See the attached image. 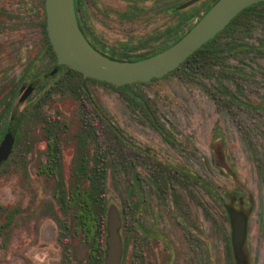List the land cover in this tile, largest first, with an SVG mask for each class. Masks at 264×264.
<instances>
[{
  "label": "rangeland",
  "instance_id": "obj_1",
  "mask_svg": "<svg viewBox=\"0 0 264 264\" xmlns=\"http://www.w3.org/2000/svg\"><path fill=\"white\" fill-rule=\"evenodd\" d=\"M153 1L136 0V16L121 15L118 21L116 13L129 10L134 0H87L92 33L108 45L105 51L113 58L144 56L177 33L169 31L178 22L171 8L186 0H164V18L141 13ZM204 1L210 0L191 6ZM259 8L264 10V4L219 35L215 62L197 70L186 65L135 85L136 93L152 102L168 135L151 125L131 94L100 80L87 81L92 100L83 106L73 95L57 93L41 107L60 120L61 168L54 174L49 172L53 166L46 172L39 168L47 161L41 122L23 123L20 140L0 167V264H93L89 242L75 230L54 193L59 172L68 195L88 186V179L75 185V171L81 153L93 164L97 147L110 161L107 217L111 207L118 211L120 264H164V259L168 264H209L213 254L217 264L229 263L227 207L246 214L243 249L251 263L263 264L264 13ZM43 10L40 0H0V141L10 117L4 116L8 101L13 100L20 115L37 101L38 85H50L45 79L27 95L21 88L28 83L25 75L32 61L37 71L47 73L53 66L42 48ZM106 18L109 30L102 22ZM162 29L164 41L139 46ZM238 42L244 48L233 49ZM82 115L97 130L86 144ZM63 221L71 224L69 230Z\"/></svg>",
  "mask_w": 264,
  "mask_h": 264
},
{
  "label": "trees",
  "instance_id": "obj_2",
  "mask_svg": "<svg viewBox=\"0 0 264 264\" xmlns=\"http://www.w3.org/2000/svg\"><path fill=\"white\" fill-rule=\"evenodd\" d=\"M41 5L43 7L44 18L41 23L42 29L44 32V41L42 48L45 53L49 56L51 62H53V66L48 69V72L44 70L37 71L36 64L32 61L28 67L26 72L25 81L31 83L33 81H37V83H42L45 79L50 81V85L41 84L38 85V93H37V101L32 104H29L26 110L22 113L20 118V123L16 130V141L20 140L21 136V125L27 122L29 119H34L41 122L44 136L47 141V161L41 163L40 170L46 172L48 168L51 167L50 174H54L53 170L57 168H61V143L59 139L58 126H59V116L53 115L51 113H45L42 111V105L48 102L54 94L57 93H67L76 97L83 105L92 100L90 95V90L87 85V81L94 80L99 81L93 78H85L83 74L71 67L66 65H58L57 56L51 42L48 37L47 28H46V15H45V6L44 0H40ZM264 4L263 2H259L253 4L244 10H242L221 32H219L213 39L209 40L207 43L202 45L198 50H196L191 56H189L183 63L180 64L175 70L188 65L191 70H197L201 65L208 63L212 60L215 62L218 58L219 51L217 50L218 44L215 43L219 35L226 31L231 25H233L241 15L246 14L248 12L253 13L258 12L257 7ZM212 4L208 6L211 7ZM261 13H264V10L259 8ZM192 14L185 12V20L192 19ZM201 17V16H200ZM199 17V18H200ZM198 18V19H199ZM185 22V23H186ZM194 24H192L193 26ZM190 26V27H192ZM190 27L188 29H190ZM187 32V30H186ZM185 32V33H186ZM183 35H180L178 39H180ZM177 39V40H178ZM176 40V41H177ZM237 42V41H234ZM245 45L238 42L233 49H242ZM113 58V57H112ZM38 61L41 60V54L37 58ZM138 58L128 59V60H137ZM123 60V59H120ZM65 69V70H64ZM64 71V72H62ZM45 72V74H42ZM157 79L153 78L152 80ZM103 83L110 84L111 86L118 87L123 89L127 94H131L132 98L135 102H137L145 112V116L150 121L151 125L158 130L162 135H168L165 132L164 126L158 120L156 112L153 108V104L151 101L144 98L142 95L136 93L134 90L135 85L144 84V82H134L130 84H125L122 86H116L108 82L100 81ZM17 91L15 90V94ZM15 96V95H14ZM12 96V97H14ZM11 100L8 101L7 104V115L11 113ZM6 115V116H7ZM82 129L81 135L84 139L83 143L86 144V140H93L96 138L97 130L95 126L90 122L87 117L82 115ZM110 124V123H108ZM111 130L115 132L117 136L120 137V134L117 132L118 128L110 126ZM11 153V152H10ZM10 154L6 156L5 160L9 158ZM89 157L86 153H81L79 158V166L75 171L76 184L78 185V180L84 181L88 179V186L83 189L78 187L72 190V193L68 195L65 189V179L62 172L57 174L56 180V189L54 195L60 205V208L63 210L65 214L71 215V220L74 224L76 231H82L89 242L91 248L95 249L100 253L104 249H106L105 238L107 235V189H106V180H107V171L109 168V158L107 157V153L105 151H100L99 147H97L96 152L93 156V164L90 165ZM5 160L0 164V167L4 164ZM53 164V165H51ZM182 171H189L185 168L181 169ZM187 174V172H186ZM199 179L201 183L207 186L210 189L207 181L203 180L199 175H193ZM230 193L226 192V195ZM232 195L236 196V192H231ZM216 198L220 201L223 200L222 196L216 195ZM227 207V206H226ZM228 210V207L226 208ZM227 217H230L227 211ZM64 229L69 230L71 224L64 222ZM231 233V225L229 229ZM64 232V230H63ZM62 232V234H63ZM65 233V232H64ZM66 240V239H65ZM230 248L232 247L230 240ZM97 255V254H96Z\"/></svg>",
  "mask_w": 264,
  "mask_h": 264
},
{
  "label": "water",
  "instance_id": "obj_3",
  "mask_svg": "<svg viewBox=\"0 0 264 264\" xmlns=\"http://www.w3.org/2000/svg\"><path fill=\"white\" fill-rule=\"evenodd\" d=\"M75 0H44L46 28L57 56L58 65H66L85 78L122 86L134 82H149L180 66L202 45L221 32L242 10L264 0H216L195 24L175 43L151 56L138 60H120L109 57L92 46L83 34L76 15ZM196 0H190V4ZM37 81L24 84V95ZM20 118L12 115L6 133L0 142V164L10 154L16 140ZM231 238L238 261H244L242 246L247 231V216L228 208ZM121 221L118 211L111 207L107 217L105 264H120L122 242L119 234Z\"/></svg>",
  "mask_w": 264,
  "mask_h": 264
},
{
  "label": "flooded vegetation",
  "instance_id": "obj_4",
  "mask_svg": "<svg viewBox=\"0 0 264 264\" xmlns=\"http://www.w3.org/2000/svg\"><path fill=\"white\" fill-rule=\"evenodd\" d=\"M188 1H190V0L183 1L182 3H179V4L177 3L175 6H173L171 8V11L177 13V15H178L177 25L173 29H170V30L168 29L169 31H174V30L177 31V33L174 35V37L167 44L164 45V43H163V44L159 45L158 46V49L153 50L150 53L145 54L144 56L136 57V58L142 59V58L151 56V55L156 54L159 51L167 48L168 46L172 45L173 43H175L176 40L178 39V37L180 35H184L185 32H186V30L188 31L189 30L188 28L190 26H192V24H195L196 20L200 16H202L209 9L208 6L210 4L213 5V3L216 0H210L209 2L208 1H204V2H202V5L201 6H191L192 4L196 3V1L193 2V3H190V4H187L186 5L185 3H187ZM74 2H75V9H76V15H77V20H78L79 26H80L83 34L87 38V40L92 44V46H94L95 48H97L98 50H100L102 53L108 55L109 57H112V54H109L108 52L105 51V48H107L108 45H106L105 42H103V41L101 42L100 39H99V37L94 36V34L92 33V30L90 28L91 27V25H90V19H89L90 17H89L88 11L86 9L87 6H88L87 0H75ZM188 6H190V7L188 9H186V7H188ZM82 7H83V10H82L83 14H80V9ZM104 10L106 11V9H104ZM104 10L102 9V16L103 17L107 16V15H105ZM139 10H140V7L139 8L137 7L136 0H134V4L130 7L129 10L123 11V13H120V11L118 10L119 12L116 13L115 19L119 21V17L121 15H123V16H125L127 18H131V16H132V18H133V17L136 16L137 11H139ZM144 12L147 13V14L148 13L149 14L150 13H152V14L155 13L157 15H160L162 18H164V0H154L152 2L151 9L150 10H143L141 13H144ZM185 12H187L189 14H192V16H193L192 19L187 20V22L185 20ZM106 19H107V21H102V22L107 24V26H104V27L107 30H109V28H108V21H109L110 18H106ZM160 41H164V29H162L161 31H155L154 33H152L151 35H149L147 37V39L143 40L139 46H142L144 44V42L154 43L155 44V43L160 42ZM24 84L28 85L29 83H23L21 85V88L23 87ZM23 95H24V93H23ZM11 102H13L12 99H11ZM6 115H7V106L5 108L4 116H6ZM12 115H15L16 117H21L22 116V113H20V115L16 114V112L14 111L13 103L11 104L10 117ZM10 117L8 119L7 126L9 124ZM6 130H7V127H6ZM6 130L2 133L1 140L4 137V135L6 133ZM246 235H247V231H246ZM230 240H231L232 247L228 251V254H229V263H226V264H253L247 258V254L245 253V251L243 249V246H242V252L244 254V261H242V262L238 261L237 256L235 254V249H234V246H233V243H232L231 233H230ZM244 242H245V239H244ZM244 242H243V245H244ZM96 252L97 251L95 249H93V248L90 249V252L89 253H90V256L92 257L91 258L92 263L93 264H105V254H106V250L104 249L100 253H96ZM216 258H217L216 255L213 254L212 257L210 258V263L209 264H217V259ZM164 261H165L164 264H168L166 262L167 259H164ZM193 264H196V263H193ZM263 264H264V262H263Z\"/></svg>",
  "mask_w": 264,
  "mask_h": 264
}]
</instances>
